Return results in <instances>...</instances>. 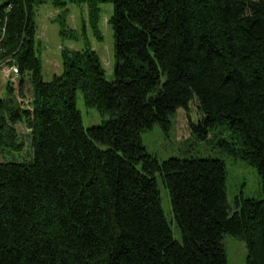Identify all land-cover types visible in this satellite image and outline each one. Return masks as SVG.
<instances>
[{
    "label": "trees",
    "instance_id": "trees-1",
    "mask_svg": "<svg viewBox=\"0 0 264 264\" xmlns=\"http://www.w3.org/2000/svg\"><path fill=\"white\" fill-rule=\"evenodd\" d=\"M69 1L85 4L99 40V4H112L113 79L85 44L63 47L60 74L44 80L35 49L43 0H0V63L19 70L17 90L0 73V153L24 149L19 123L31 134L29 158L0 160V264H227L224 233L243 241L245 264H264V196L240 198L231 211L221 159L159 162L141 142L195 99L190 130L206 139L223 126L220 142L256 168L264 195V0ZM55 5L59 34L77 41L65 2ZM77 90L101 124L83 128ZM157 174L181 241L161 209Z\"/></svg>",
    "mask_w": 264,
    "mask_h": 264
},
{
    "label": "rangeland",
    "instance_id": "rangeland-1",
    "mask_svg": "<svg viewBox=\"0 0 264 264\" xmlns=\"http://www.w3.org/2000/svg\"><path fill=\"white\" fill-rule=\"evenodd\" d=\"M55 2H65L64 8L67 9L66 24L78 32L77 41L64 38L59 34L60 24L57 21V15L61 12V8L55 5ZM99 7V28L102 34L100 40L93 36L86 23L85 4H77L69 0H43L42 3L37 5L35 14V49L40 52L42 77L44 80H50L55 74H60V50L63 47L80 49L85 44H88L98 53L104 68L105 78L107 80L114 78L113 35L112 29L107 22L112 14L113 7L110 2H101ZM83 22H85V25ZM1 79L4 80L2 76ZM2 80H0V96L5 94V86ZM27 87L28 85L24 83L22 93L29 98L31 94L30 89ZM75 101L76 107L81 114L83 128L87 129L88 127L101 124L102 116L96 108L87 107L84 104L79 90L76 91ZM199 116L194 99L189 102L187 110L180 107L168 115L169 124L166 129L155 123L151 128L144 130L141 133V142L146 151L154 155L159 162L170 157H212L221 159L225 165L226 198L231 211L238 207L236 201L240 198L263 197L261 177L256 168L240 157L231 155L223 142H220L221 139H228L229 134L223 126L210 129L206 139H200L195 132L190 130L189 119L197 122ZM16 128L25 142V147L21 151L22 153L9 152L7 159L5 154L0 153V160L21 161L24 159L23 156L26 158L30 157V130L24 122L16 125ZM156 181L161 209L167 224L173 238L181 241V232L173 217L168 191L158 174L156 175ZM222 241L225 247L227 264H245L246 249L243 241L229 233L223 234Z\"/></svg>",
    "mask_w": 264,
    "mask_h": 264
},
{
    "label": "built area",
    "instance_id": "built-area-1",
    "mask_svg": "<svg viewBox=\"0 0 264 264\" xmlns=\"http://www.w3.org/2000/svg\"><path fill=\"white\" fill-rule=\"evenodd\" d=\"M5 29L0 24V37L3 36ZM0 73L2 77L9 83L11 86L17 90V82L19 76V70L16 64L14 63H0ZM16 92V91H15Z\"/></svg>",
    "mask_w": 264,
    "mask_h": 264
}]
</instances>
